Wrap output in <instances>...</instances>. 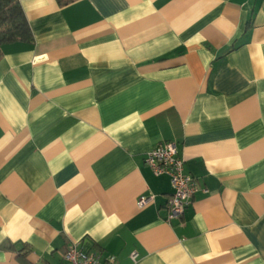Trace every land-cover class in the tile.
<instances>
[{
    "label": "crops",
    "instance_id": "obj_1",
    "mask_svg": "<svg viewBox=\"0 0 264 264\" xmlns=\"http://www.w3.org/2000/svg\"><path fill=\"white\" fill-rule=\"evenodd\" d=\"M20 2L34 39L0 44V264H66L73 242L264 264V0ZM170 140L199 189L167 220L170 177L145 157Z\"/></svg>",
    "mask_w": 264,
    "mask_h": 264
},
{
    "label": "built area",
    "instance_id": "obj_2",
    "mask_svg": "<svg viewBox=\"0 0 264 264\" xmlns=\"http://www.w3.org/2000/svg\"><path fill=\"white\" fill-rule=\"evenodd\" d=\"M145 163L156 175L166 174L170 177L173 193L166 204L167 220L181 218L194 198L199 186L193 176L185 173L184 158L175 141H164L151 149L145 157ZM153 199L152 195L141 196L137 202L139 208L145 207ZM80 243L70 244L62 256L66 264H118L116 257L101 259L96 250H87ZM137 254L132 255L136 261Z\"/></svg>",
    "mask_w": 264,
    "mask_h": 264
},
{
    "label": "trees",
    "instance_id": "obj_3",
    "mask_svg": "<svg viewBox=\"0 0 264 264\" xmlns=\"http://www.w3.org/2000/svg\"><path fill=\"white\" fill-rule=\"evenodd\" d=\"M59 1L66 3L70 0ZM33 39V32L20 0H0V44Z\"/></svg>",
    "mask_w": 264,
    "mask_h": 264
}]
</instances>
